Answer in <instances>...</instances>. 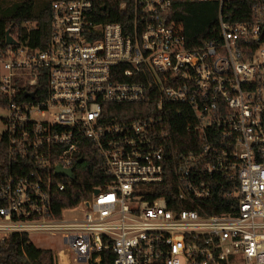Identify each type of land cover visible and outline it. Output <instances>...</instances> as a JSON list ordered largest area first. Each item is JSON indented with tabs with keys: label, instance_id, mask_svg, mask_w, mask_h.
Wrapping results in <instances>:
<instances>
[{
	"label": "built area",
	"instance_id": "1",
	"mask_svg": "<svg viewBox=\"0 0 264 264\" xmlns=\"http://www.w3.org/2000/svg\"><path fill=\"white\" fill-rule=\"evenodd\" d=\"M97 1H54L45 49L0 51V138L12 162L0 183V247L15 233H45L64 241L58 264H264V0H217L219 36L196 47L166 18L177 0H134L132 35L98 20ZM232 1L250 4L248 19L225 18ZM145 102L191 110L203 135L178 158L182 203L223 192L217 204L228 209L175 210L160 195L163 113L104 112ZM88 141L111 181L56 210Z\"/></svg>",
	"mask_w": 264,
	"mask_h": 264
},
{
	"label": "trees",
	"instance_id": "2",
	"mask_svg": "<svg viewBox=\"0 0 264 264\" xmlns=\"http://www.w3.org/2000/svg\"><path fill=\"white\" fill-rule=\"evenodd\" d=\"M56 0H22L10 3L0 0V51L5 52L7 44V31L17 41L16 47H28L31 50L45 49L51 38L52 3ZM126 3L125 8L120 4ZM139 12L141 7H139ZM251 6L248 3L232 1L224 8L227 20L243 21L250 16ZM136 7L134 0H98L96 2V18L103 21H115L122 24L127 34L136 31ZM220 4L217 0L187 1L177 0L170 7L166 18L183 26L187 43L191 47L199 46L213 38H218ZM45 79L39 80L38 89L45 86ZM41 85V86H40ZM38 94V93H37ZM7 98L0 91V105H6ZM180 105L165 104L164 109L158 110L152 102L140 104H109L104 112L109 118L136 119L148 113H163L167 135L162 144L166 154L164 159L165 177L159 185V193L164 196L169 206L175 210L192 208L201 214H214L228 209L223 204L224 193L217 192L211 200L188 206L179 199L177 185V165L181 153L193 149L195 142L202 144L203 135L194 128L195 120L192 111L186 110L179 114ZM120 120V119H118ZM192 125L191 129L188 126ZM197 143V144H198ZM9 143L6 137L0 138V183L3 182L12 170L9 156ZM83 161L75 167V176L65 179L67 188L55 194V207L77 204L87 197L94 187L104 185L111 181V176L104 168L102 158L91 142H87L82 152ZM14 161L13 163H16ZM209 204H214L210 206ZM0 264H57L52 249L37 247L26 233L13 234L0 247Z\"/></svg>",
	"mask_w": 264,
	"mask_h": 264
},
{
	"label": "rangeland",
	"instance_id": "3",
	"mask_svg": "<svg viewBox=\"0 0 264 264\" xmlns=\"http://www.w3.org/2000/svg\"><path fill=\"white\" fill-rule=\"evenodd\" d=\"M10 3L14 2H19L22 0H7ZM37 1H42V0H37ZM1 67V66H0ZM4 112L0 110V115L3 114ZM0 130H3V127L0 126ZM30 239L31 241L37 246L41 248H48L52 249L54 251L60 252L64 245V241L61 238L60 235H51V234H38V233H31L30 234Z\"/></svg>",
	"mask_w": 264,
	"mask_h": 264
},
{
	"label": "water",
	"instance_id": "4",
	"mask_svg": "<svg viewBox=\"0 0 264 264\" xmlns=\"http://www.w3.org/2000/svg\"><path fill=\"white\" fill-rule=\"evenodd\" d=\"M7 44L9 45H15L17 41L14 39V37L10 34L9 30L7 31ZM83 161V158L79 159V163ZM56 174L58 175H65V176H74L72 169H63L58 167L56 170Z\"/></svg>",
	"mask_w": 264,
	"mask_h": 264
},
{
	"label": "crops",
	"instance_id": "5",
	"mask_svg": "<svg viewBox=\"0 0 264 264\" xmlns=\"http://www.w3.org/2000/svg\"><path fill=\"white\" fill-rule=\"evenodd\" d=\"M28 235L30 236V234H28ZM53 252H54V255H55V258H56V263L58 264L57 255H56L57 251L53 250Z\"/></svg>",
	"mask_w": 264,
	"mask_h": 264
}]
</instances>
